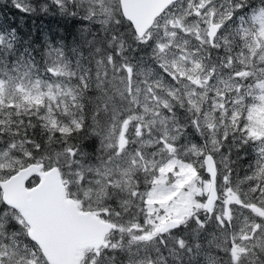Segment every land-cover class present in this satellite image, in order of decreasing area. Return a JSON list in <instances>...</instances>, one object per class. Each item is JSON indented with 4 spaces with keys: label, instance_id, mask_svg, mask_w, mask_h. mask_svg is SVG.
Returning <instances> with one entry per match:
<instances>
[{
    "label": "snow or ice",
    "instance_id": "snow-or-ice-1",
    "mask_svg": "<svg viewBox=\"0 0 264 264\" xmlns=\"http://www.w3.org/2000/svg\"><path fill=\"white\" fill-rule=\"evenodd\" d=\"M0 10V264H264V0Z\"/></svg>",
    "mask_w": 264,
    "mask_h": 264
},
{
    "label": "trees",
    "instance_id": "trees-1",
    "mask_svg": "<svg viewBox=\"0 0 264 264\" xmlns=\"http://www.w3.org/2000/svg\"><path fill=\"white\" fill-rule=\"evenodd\" d=\"M10 14L12 16H20L21 14L16 12L15 10H9ZM0 15H3V11L0 10ZM33 21L31 18L28 19V26L30 27L32 25ZM35 24L37 25H42L44 28L46 29H52V30H56L58 27V22L55 18L52 17H42L40 19H36L35 20ZM60 27H62V25H59Z\"/></svg>",
    "mask_w": 264,
    "mask_h": 264
}]
</instances>
